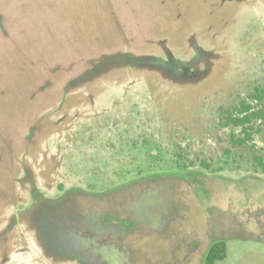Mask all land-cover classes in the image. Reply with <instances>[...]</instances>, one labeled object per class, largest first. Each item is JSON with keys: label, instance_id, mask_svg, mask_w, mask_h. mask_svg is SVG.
<instances>
[{"label": "rangeland", "instance_id": "374dc122", "mask_svg": "<svg viewBox=\"0 0 264 264\" xmlns=\"http://www.w3.org/2000/svg\"><path fill=\"white\" fill-rule=\"evenodd\" d=\"M192 43L222 57L198 83L126 68L64 91L102 54L187 62ZM262 87L264 0H0V264H77L44 254L32 185L129 198L132 264H203L218 238L215 264H264V121L241 146L222 126Z\"/></svg>", "mask_w": 264, "mask_h": 264}, {"label": "trees", "instance_id": "16d2710c", "mask_svg": "<svg viewBox=\"0 0 264 264\" xmlns=\"http://www.w3.org/2000/svg\"><path fill=\"white\" fill-rule=\"evenodd\" d=\"M194 50L193 56L187 62H181L167 55L166 58L160 56H143L135 54L131 51H117L109 54H102L97 59L91 60L89 67L69 82L64 91L75 89L82 83H89L110 74L111 72L131 68L133 70H141L146 72H157L162 77H169L170 81L174 83H198L206 78L214 65L222 58L212 51L204 50L203 48L191 44ZM169 75V76H167ZM250 97L255 101L252 106L251 102L244 99L235 111H227L223 117L222 126H230L239 130L238 134L231 132L232 143L235 145H243L247 139L250 138V129L252 123L256 120L264 121V87L256 88L250 94ZM205 167L209 165L203 164ZM254 165L260 167L264 171V161L260 156H254ZM184 175L190 173L189 171H181ZM30 170L26 169L25 179H28ZM31 198L33 205L30 208V228L38 234L40 224L46 220L48 223L53 222L56 210L54 203L56 199L45 197L37 188L32 185ZM53 224V223H52ZM46 231V239L49 240L51 247H54L58 238V232L53 225H49ZM39 238V236H38ZM225 255V244L223 242L212 243L208 248L206 257L207 264H213L216 260H220Z\"/></svg>", "mask_w": 264, "mask_h": 264}, {"label": "flooded vegetation", "instance_id": "af4514ba", "mask_svg": "<svg viewBox=\"0 0 264 264\" xmlns=\"http://www.w3.org/2000/svg\"><path fill=\"white\" fill-rule=\"evenodd\" d=\"M134 183L136 182L134 181ZM126 186H117L113 191ZM77 191L78 194L86 196L67 198L65 196L67 192H64L56 198L57 201L54 203L56 213L53 222L48 223L44 220L40 224L39 232L36 234L39 236L40 246L44 254L57 262L132 264L128 260L129 246L122 242V238L131 232L134 233L137 227L133 226V229H129L120 225V218L122 217L133 220L134 223L137 221L130 211L133 209L131 200L127 197L110 200L104 196L109 193L106 191L100 193ZM49 225H53L59 233L54 247H51L45 235V230ZM215 242L225 244L223 238L213 239L203 252L199 262L207 264L208 248ZM220 260H216L213 264Z\"/></svg>", "mask_w": 264, "mask_h": 264}]
</instances>
